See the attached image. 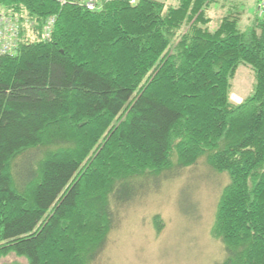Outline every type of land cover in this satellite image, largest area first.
Returning <instances> with one entry per match:
<instances>
[{
    "label": "trees",
    "instance_id": "1",
    "mask_svg": "<svg viewBox=\"0 0 264 264\" xmlns=\"http://www.w3.org/2000/svg\"><path fill=\"white\" fill-rule=\"evenodd\" d=\"M82 1L0 0L21 22L0 55V259L93 264L141 180L204 159L229 177L220 264H264V16L213 30L221 0ZM240 65L255 85L234 104Z\"/></svg>",
    "mask_w": 264,
    "mask_h": 264
},
{
    "label": "rangeland",
    "instance_id": "2",
    "mask_svg": "<svg viewBox=\"0 0 264 264\" xmlns=\"http://www.w3.org/2000/svg\"><path fill=\"white\" fill-rule=\"evenodd\" d=\"M156 1L168 6L179 3V0ZM219 3L208 13L213 30L232 7L241 12L244 25L257 14V0ZM254 85L253 69L240 65L232 82L231 102L242 103L252 95ZM161 177V181L139 182L140 186H148L140 189L135 200L121 207L119 222L93 264H220L224 260V247L211 236V229L219 198L229 183L228 175L216 173L200 159L194 166L167 171ZM155 218L161 219L159 229ZM0 264H28V261L11 254L1 258Z\"/></svg>",
    "mask_w": 264,
    "mask_h": 264
},
{
    "label": "built area",
    "instance_id": "3",
    "mask_svg": "<svg viewBox=\"0 0 264 264\" xmlns=\"http://www.w3.org/2000/svg\"><path fill=\"white\" fill-rule=\"evenodd\" d=\"M68 1L59 0L61 4H65ZM82 2L89 10H95L99 6L98 0H83ZM257 9L260 16H264V0L259 1ZM53 22L54 20L50 19L48 25L45 27L44 32L47 37L50 36ZM20 26L21 22L19 18L0 12V55H13L15 53L19 41Z\"/></svg>",
    "mask_w": 264,
    "mask_h": 264
}]
</instances>
